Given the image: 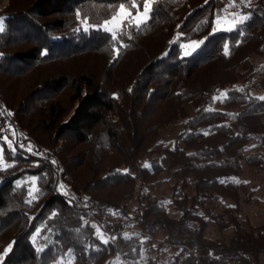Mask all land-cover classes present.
<instances>
[{
	"label": "trees",
	"instance_id": "16d2710c",
	"mask_svg": "<svg viewBox=\"0 0 264 264\" xmlns=\"http://www.w3.org/2000/svg\"><path fill=\"white\" fill-rule=\"evenodd\" d=\"M10 1L0 264H264V223L240 220L263 201L245 175L264 173V0H154L139 28L143 0Z\"/></svg>",
	"mask_w": 264,
	"mask_h": 264
},
{
	"label": "rangeland",
	"instance_id": "374dc122",
	"mask_svg": "<svg viewBox=\"0 0 264 264\" xmlns=\"http://www.w3.org/2000/svg\"><path fill=\"white\" fill-rule=\"evenodd\" d=\"M154 1V0H153ZM11 1L10 0H3L0 1V12L4 9H10ZM14 5H17L14 3ZM10 6V7H9ZM126 9V8H125ZM126 11H128L126 9ZM129 12V11H128ZM130 13V12H129ZM130 16V15H129ZM129 16L127 17V19L129 18ZM136 16H133V22L136 24ZM117 20L120 19V14H118L116 16ZM147 18L144 20L146 21ZM143 21V22H144ZM233 20H231L230 18H228L226 20V22L221 23V25H219V28L223 29V28H231L233 26V24L231 23ZM142 22V23H143ZM122 24H115L112 22V19L109 21V23L107 25L104 26V28H111L114 32H117L120 28H121ZM198 44L193 45V43H190L187 45V50L190 51V53H194V51L198 48ZM43 70H47L48 71V67L43 68ZM19 88H17L16 90L18 91ZM21 95H22V91H21ZM20 94L17 95V97H21ZM254 95L259 96V97H264V91H260V92H256L254 93ZM14 134V132H13ZM176 134V133H175ZM175 134H173V132L171 133V131L169 132H165L163 134V139H165L168 144L174 142V138H175ZM25 148L29 151V148H31V151L33 153H37L40 154V152L43 150V148L40 145H37L34 140H29L26 144H25ZM10 166V164L8 163V161L4 158L3 155V150L2 147H0V170H5ZM245 177L247 178L246 183L249 186V189H253L256 192V196L259 198H262V204L260 205H255L254 202L252 203H245L244 199L245 196H243V200H242V215L240 216V220L242 222H246L248 221L249 224L251 226H259L262 225L264 223V173L261 176H253V174H251V177H249L248 175H245ZM62 180V179H61ZM72 178L69 177V181H71ZM73 181V180H72ZM23 182L27 183V184H31V187L33 188V191L36 190L37 185V179L36 177H27ZM60 185H63L62 188H69V185L67 184V182L65 181H61ZM61 188V187H60ZM158 191L161 190V184H159L158 186ZM113 213H115V218L113 219L114 221H117V218H120V214H118L117 211H112ZM97 232L99 233L100 236L103 237L104 240H106L109 235L108 233L104 232L103 229L100 226H97ZM212 235L218 236V233L216 231L213 230V228L210 230ZM11 238V234L9 235V233L5 236L4 241L8 242ZM62 261V260H61ZM118 264H129L126 263L124 260H121L120 262H118Z\"/></svg>",
	"mask_w": 264,
	"mask_h": 264
},
{
	"label": "snow or ice",
	"instance_id": "6c2138e0",
	"mask_svg": "<svg viewBox=\"0 0 264 264\" xmlns=\"http://www.w3.org/2000/svg\"><path fill=\"white\" fill-rule=\"evenodd\" d=\"M235 2V0H234ZM153 0H143V11L140 12L139 11V6L137 5V16H136V27L139 28L141 23L148 17L151 16V13L153 11ZM119 14H120V19L117 20V18L114 16L112 19V22L115 24H122L127 17L130 15V13L128 11H126L124 4H121L119 7ZM77 15H79V13H77ZM248 17L246 15H241L239 17V19L237 21H232L231 23L233 24V26H235L236 24H242ZM105 25H107L109 23V21H105L104 22ZM217 23H219V18L217 19ZM5 30L4 28V24L2 22V20H0V33H3ZM89 29L88 28H84L83 31L87 32ZM105 31L111 33L112 38H115V32L111 29V28H105ZM229 30H233V29H229ZM198 42H193V45L197 44ZM187 47V45H186ZM225 53L227 54V49H225ZM226 95V94H225ZM260 99L264 100V97H261ZM6 139V138H5ZM21 147H23V145H21ZM14 150V149H12ZM29 151H31V148H29ZM52 163H55L54 161ZM147 167V165H145ZM60 187L62 188L63 185H60ZM35 199V197H33ZM103 243H107V240H104L102 236L99 237ZM33 240H35V237H33ZM37 251H41V249H37ZM7 254V250L5 251V255ZM3 257H0V261H2Z\"/></svg>",
	"mask_w": 264,
	"mask_h": 264
}]
</instances>
